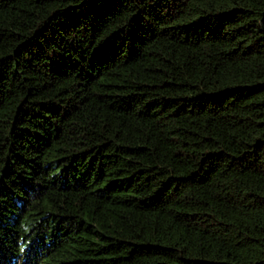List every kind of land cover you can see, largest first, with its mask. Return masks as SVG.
Masks as SVG:
<instances>
[{"label": "trees", "instance_id": "16d2710c", "mask_svg": "<svg viewBox=\"0 0 264 264\" xmlns=\"http://www.w3.org/2000/svg\"><path fill=\"white\" fill-rule=\"evenodd\" d=\"M0 264H264V0H0Z\"/></svg>", "mask_w": 264, "mask_h": 264}]
</instances>
